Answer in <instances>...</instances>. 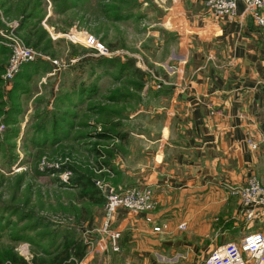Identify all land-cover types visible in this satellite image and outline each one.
Masks as SVG:
<instances>
[{
    "label": "rangeland",
    "instance_id": "obj_1",
    "mask_svg": "<svg viewBox=\"0 0 264 264\" xmlns=\"http://www.w3.org/2000/svg\"><path fill=\"white\" fill-rule=\"evenodd\" d=\"M189 2L0 0V264H15L11 254L45 264L68 240L83 247L75 264H198L209 244L240 235L170 229L153 210L123 208L103 227L107 192L136 185L132 166L146 161L147 142L137 134L159 136L160 123L150 117L158 108L146 94L152 79L160 88L163 69L173 67L171 49L192 20ZM13 40L36 56L6 78ZM136 67L148 73L140 92ZM87 179L104 202L84 193L89 186L78 187Z\"/></svg>",
    "mask_w": 264,
    "mask_h": 264
},
{
    "label": "crops",
    "instance_id": "obj_2",
    "mask_svg": "<svg viewBox=\"0 0 264 264\" xmlns=\"http://www.w3.org/2000/svg\"><path fill=\"white\" fill-rule=\"evenodd\" d=\"M188 7L190 30L171 49L173 67L163 69L162 90L155 93L153 78L146 94L158 108L150 117L160 123L159 136L137 134L147 142L146 161L130 175L136 185L151 184L158 201L152 216L170 229L185 222L193 231L240 233L220 244L245 231L229 186L250 176L264 183V25H256L242 2L225 19L211 15L201 0ZM207 215L215 216L207 221Z\"/></svg>",
    "mask_w": 264,
    "mask_h": 264
},
{
    "label": "built area",
    "instance_id": "obj_3",
    "mask_svg": "<svg viewBox=\"0 0 264 264\" xmlns=\"http://www.w3.org/2000/svg\"><path fill=\"white\" fill-rule=\"evenodd\" d=\"M207 10L218 19L232 18L236 11L237 2L244 4V11L251 14L254 22L258 26L264 25V0H201ZM89 41L94 42L92 36H88ZM98 48H103L100 43H96ZM9 58L4 76L11 78L23 61L33 59L36 52L19 40H13L7 44ZM165 81H163L164 83ZM160 84L158 83V87ZM248 143L254 147L250 140ZM230 194L236 197L239 214L245 223V231L239 240L226 241L214 246L209 253L198 264H264V183L255 176H250L245 183L239 186H229ZM107 202L105 208L107 215L104 223V231L113 221L114 214L119 209H126L133 213H145L152 211L158 201L155 198L153 188L144 182L141 185H133L121 192H107ZM148 221L151 218H146ZM258 223L261 227H256ZM179 229H185L186 223L181 222ZM156 227L155 231H160ZM118 232H113L110 237L115 239ZM113 246H115L113 240Z\"/></svg>",
    "mask_w": 264,
    "mask_h": 264
},
{
    "label": "trees",
    "instance_id": "obj_4",
    "mask_svg": "<svg viewBox=\"0 0 264 264\" xmlns=\"http://www.w3.org/2000/svg\"><path fill=\"white\" fill-rule=\"evenodd\" d=\"M130 65L133 66V63ZM120 66L122 67L123 64L121 63ZM133 68H135V67H133ZM136 71L140 74V79H139V82L137 83L136 90H137V92H140L143 89V87L148 83L147 78H146L148 73L139 67H136ZM161 90L162 89L160 87V88L156 89L155 93H160ZM97 135L104 137V138H106L108 136L105 133H98ZM124 136H125V134H121V133H117L115 135V137L121 141L124 139ZM111 137L112 136H110V138ZM82 182L83 183H80L78 181L77 185H78V187H82L81 189L87 188L88 186L90 187L89 190L87 189V192H84V193H86V195H88L90 197V199L94 200L97 203H100L101 201L104 200V196L103 197L102 196L95 197V195H98L99 191L95 190L93 182H91L88 179L86 181H82ZM77 249H78V251H77ZM72 250H73L72 254H74V257L70 256V252ZM83 253H84L83 247L81 244H78L76 241L73 242V241L68 240L65 244V248L61 252H59L58 254L53 256V258L49 262H45V264H75V262H79L82 259ZM10 260L15 264H26L24 260L17 258L13 254H11Z\"/></svg>",
    "mask_w": 264,
    "mask_h": 264
},
{
    "label": "bare ground",
    "instance_id": "obj_5",
    "mask_svg": "<svg viewBox=\"0 0 264 264\" xmlns=\"http://www.w3.org/2000/svg\"><path fill=\"white\" fill-rule=\"evenodd\" d=\"M87 39V38H86Z\"/></svg>",
    "mask_w": 264,
    "mask_h": 264
}]
</instances>
